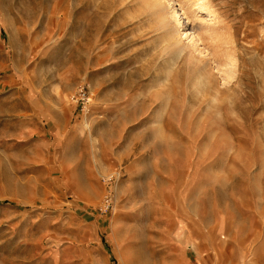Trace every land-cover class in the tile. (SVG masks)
<instances>
[{
    "label": "rangeland",
    "instance_id": "obj_1",
    "mask_svg": "<svg viewBox=\"0 0 264 264\" xmlns=\"http://www.w3.org/2000/svg\"><path fill=\"white\" fill-rule=\"evenodd\" d=\"M159 1L0 0V264L79 204L126 222L137 264H264V0H175L181 55Z\"/></svg>",
    "mask_w": 264,
    "mask_h": 264
},
{
    "label": "crops",
    "instance_id": "obj_2",
    "mask_svg": "<svg viewBox=\"0 0 264 264\" xmlns=\"http://www.w3.org/2000/svg\"><path fill=\"white\" fill-rule=\"evenodd\" d=\"M80 206L64 216L37 214L43 229L37 235L18 237L15 244L38 253L32 264H137L142 246L135 235L120 229L126 222L94 217Z\"/></svg>",
    "mask_w": 264,
    "mask_h": 264
},
{
    "label": "bare ground",
    "instance_id": "obj_3",
    "mask_svg": "<svg viewBox=\"0 0 264 264\" xmlns=\"http://www.w3.org/2000/svg\"><path fill=\"white\" fill-rule=\"evenodd\" d=\"M167 4H164L163 2H157V7L159 8V10L162 11V25L164 27V31H165V34L167 36V38H169L171 40V44L173 45V50L176 51L179 55H181L185 49H186V44L185 41L183 42L182 41V37L183 38H186L188 39V42H195V40H198L199 38L197 37L198 35L196 34V27H195V23L194 25L193 24H190L189 21L187 19H189L186 15H185V8L181 5V4H178L175 0H167L166 1ZM179 2V1H178ZM206 3V2H205ZM204 3V5H205ZM185 5V4H184ZM186 7V6H185ZM208 7V5H207ZM206 6L203 7V9H206L207 10V13L209 15H212L213 14L211 13V10H209ZM205 10V11H206ZM214 10V9H213ZM187 11V10H186ZM204 11V10H203ZM202 21V19L200 20ZM209 21V20H208ZM213 21V20H212ZM205 22V21H204ZM207 22V21H206ZM211 22V21H210ZM209 22V23H210ZM215 22V21H214ZM198 23H200L198 21ZM213 24V23H212ZM198 25V24H197ZM201 23L198 25L200 26ZM199 28V27H198ZM201 28V27H200ZM210 28V27H209ZM214 28V27H213ZM208 30V28H206ZM219 29V28H218ZM221 29V28H220ZM226 29V28H225ZM205 30V29H204ZM211 30V29H209ZM208 30V31H209ZM206 31V32H208ZM215 31L212 30V32ZM217 31V30H216ZM210 32V31H209ZM208 32V33H209ZM211 32V33H212ZM221 32V31H220ZM200 33V32H199ZM210 33V34H211ZM215 33V32H213ZM219 34V32H218ZM213 35V34H212ZM210 35V36H212ZM216 35V34H214ZM213 35V36H214ZM217 36V35H216ZM222 38V37H221ZM223 39V38H222ZM221 42V41H220ZM223 44V43H222ZM171 48V49H172ZM197 50V49H196ZM204 50V49H202ZM199 52H201V49L199 50ZM188 54V53H187ZM189 55V54H188ZM229 58V57H228ZM225 59H226V56H225ZM227 60V59H226ZM189 61V60H188ZM230 61V60H229ZM233 61V60H232ZM230 62L229 64H226L225 68H222L219 66V68H222V69H225V70H222L223 74V81H230V79H232L234 77V74L236 73L234 71V63L233 62ZM227 62V61H226ZM236 63V62H235ZM193 64H196L198 65L199 67H203L204 69V66H206V62H204L203 60L199 59V58H193ZM224 64L222 65L224 67ZM220 65V63L218 64ZM217 65V66H218ZM188 67V66H187ZM214 68V67H213ZM212 68V69H213ZM218 68V69H219ZM196 71V70H195ZM221 72V71H220ZM203 81V78H201L199 82H202ZM204 82V81H203ZM228 83V82H227ZM199 85V84H198ZM200 86V85H199ZM89 101H92V98L89 97L88 99Z\"/></svg>",
    "mask_w": 264,
    "mask_h": 264
},
{
    "label": "built area",
    "instance_id": "obj_4",
    "mask_svg": "<svg viewBox=\"0 0 264 264\" xmlns=\"http://www.w3.org/2000/svg\"><path fill=\"white\" fill-rule=\"evenodd\" d=\"M89 97L87 96L84 87L81 86L75 92V94L73 95V97H71V99H75V101H81V103L85 105L86 103H89L90 102L88 100ZM111 199H112V195L111 194L105 195L104 200H103L104 210H107L111 206Z\"/></svg>",
    "mask_w": 264,
    "mask_h": 264
}]
</instances>
